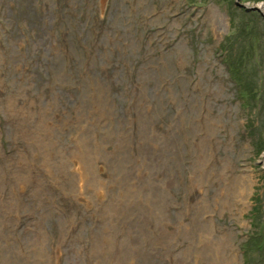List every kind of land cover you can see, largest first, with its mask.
<instances>
[{
	"label": "rangeland",
	"instance_id": "obj_1",
	"mask_svg": "<svg viewBox=\"0 0 264 264\" xmlns=\"http://www.w3.org/2000/svg\"><path fill=\"white\" fill-rule=\"evenodd\" d=\"M241 4L264 0H0V264H180L205 226L222 264H264V18Z\"/></svg>",
	"mask_w": 264,
	"mask_h": 264
},
{
	"label": "bare ground",
	"instance_id": "obj_2",
	"mask_svg": "<svg viewBox=\"0 0 264 264\" xmlns=\"http://www.w3.org/2000/svg\"><path fill=\"white\" fill-rule=\"evenodd\" d=\"M260 8L262 10H264L263 5H261ZM79 161H80V163H83V164L86 163L87 164V161L85 159H80ZM92 185H93V188H95L94 183H92ZM117 209H118V207H117ZM150 210H152V211L157 210V208H156V206H155L154 203L150 206ZM151 215H152V219H155L157 221H162L161 219L158 220V218L162 217V214H160V211H157V213L156 212H153V213H151ZM156 226H157V230L159 231L158 233L164 235L165 234V232H164L165 227H164V229L160 230L158 228V225H156ZM210 232L211 231H210V228L208 226H205L202 229V232H201L202 233V237H201V235H199V236L204 241V243H203V249L200 250V251H196L195 250L194 251V254L193 253H190V255H192V257L189 258L188 261H186V262H180V264H192L194 261H195L194 263L196 264L197 263L196 258H198L199 257V254H202L203 251H204V253L206 255H208L209 257H211V259L209 260L210 264H222L224 262L222 260V256H221L222 255L221 247L218 244H214L213 239L211 238ZM170 248L171 247L167 246L166 247V251H169L170 252L171 251ZM191 260H192V262H191Z\"/></svg>",
	"mask_w": 264,
	"mask_h": 264
},
{
	"label": "water",
	"instance_id": "obj_3",
	"mask_svg": "<svg viewBox=\"0 0 264 264\" xmlns=\"http://www.w3.org/2000/svg\"><path fill=\"white\" fill-rule=\"evenodd\" d=\"M104 2L105 0H100V8L102 10L103 6H104ZM241 6L247 10H256L260 13V15L264 18V11L260 8L261 4L259 5H244V4H241Z\"/></svg>",
	"mask_w": 264,
	"mask_h": 264
}]
</instances>
